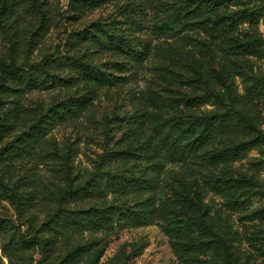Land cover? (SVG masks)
<instances>
[{
    "label": "rangeland",
    "instance_id": "rangeland-1",
    "mask_svg": "<svg viewBox=\"0 0 264 264\" xmlns=\"http://www.w3.org/2000/svg\"><path fill=\"white\" fill-rule=\"evenodd\" d=\"M183 1L36 0L46 12L39 28V6L16 0L15 15L0 20L1 60L17 31L39 37L27 63L50 62L36 88L0 95V120L22 130L31 116L41 118V149L59 154L16 170L15 178L35 183L25 187L36 192L32 223L0 199V216L14 223L10 232L0 225V264H264V141L216 171L190 165L186 181L178 175L186 163L160 158L184 141L179 122L196 114L249 118L256 109L264 120V0H193L174 20ZM216 14L234 15L226 34L210 31ZM258 127L264 132V122ZM17 133L0 140V151ZM227 141L218 133L212 147ZM130 175L157 179L158 216L148 214L147 195H137ZM85 183L95 195L57 216L61 189ZM186 190L196 193L201 216L173 210ZM93 206L107 219L100 228L66 221Z\"/></svg>",
    "mask_w": 264,
    "mask_h": 264
},
{
    "label": "trees",
    "instance_id": "trees-1",
    "mask_svg": "<svg viewBox=\"0 0 264 264\" xmlns=\"http://www.w3.org/2000/svg\"><path fill=\"white\" fill-rule=\"evenodd\" d=\"M19 0V3L32 6L36 5V0ZM193 0H184L172 14L174 20H179L181 15L184 14L185 9L191 4ZM198 2H208L223 4L227 0H197ZM16 0H2L0 5V20H11L15 15ZM39 6L38 13L41 17L42 23L39 28L43 27L45 21L46 12ZM233 16L214 15L211 18V29L216 32H220L219 35L226 34L227 27L232 26L234 23ZM253 21V17L250 22ZM43 33V32H42ZM28 40L18 33L17 31L10 33L9 39V58L7 61L0 59V95H8L19 97L20 93L25 89H34L39 86L43 81L42 78L50 74L49 64L43 63L42 65L27 63L28 56L36 47L38 38L36 32L32 33ZM125 54L131 57L139 56L134 51H126ZM21 57V58H20ZM38 65V66H37ZM256 85L255 88H257ZM3 99H0L2 102ZM68 113L76 114V109L69 108ZM248 112L252 115L247 118L245 115L239 113L241 117L236 114H217V113H199L194 115L190 120L181 121L180 126L176 127L184 135V141L180 140V143H173L168 149L167 147L161 152L162 159L167 161H180L186 163L181 171L180 180L186 181L191 179L192 171H190V165L197 166L198 168H209L212 171H216L223 165L229 164L241 158L248 147L262 145L264 141V132L258 127L263 119H260V112L256 109ZM26 122V120H25ZM43 120L30 117V121L27 122L24 129H19L15 126V123L0 120V140L7 137L10 131L16 130L17 135L4 143L0 151V199L8 200L16 212L18 220L29 214V217L24 218L29 220V223L34 221V217L30 215L32 209L31 200L36 192L27 191L26 186L31 185L35 188L33 179L23 177L15 178L16 170H20V165L23 162L38 161V160H54L55 156H58V149H51L48 151L42 150V142L44 139V131L42 129ZM224 134L228 137V141L223 144L222 147H212L215 140V136L218 134ZM162 149V147H160ZM63 165L68 171L70 164L68 163L67 154H60ZM154 158H157L155 155ZM159 166L154 165L152 172L156 176L159 174ZM69 173V171H68ZM69 174L66 175V178ZM134 183V189L138 196L147 195L144 199L146 208L150 209L148 214L150 216L159 215L158 209L155 207V197L157 192V179H142L137 175H130L127 178ZM96 189L93 184L85 183L82 186L71 189L70 185H67L60 192L61 207L57 210V216H66L68 214V205L70 202L77 200L87 199L90 200L95 195ZM196 193L193 191L191 194L188 190L183 195L181 203L175 205L173 210L181 212L183 214H198L201 216L203 208L201 203L196 198ZM70 213V212H69ZM68 218L70 225L79 226L83 223H87L88 226L100 228L103 226L107 219L102 213V210L98 206L88 207L79 211L80 219H77L73 213ZM9 219L4 216H0V225L4 224L3 228H7L6 231L14 230V223L8 221ZM136 219L134 217H128L129 224H134ZM206 221H203V223ZM208 224V223H206ZM14 231L12 232L13 235ZM30 240H39L38 237L33 236ZM29 240V241H30ZM44 240V239H43ZM27 244L28 241H23ZM42 244H49L47 240H44Z\"/></svg>",
    "mask_w": 264,
    "mask_h": 264
}]
</instances>
